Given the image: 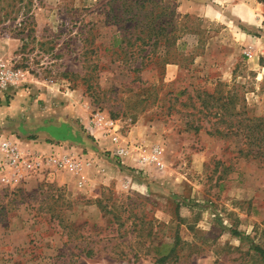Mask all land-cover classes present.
Here are the masks:
<instances>
[{
    "label": "rangeland",
    "instance_id": "rangeland-1",
    "mask_svg": "<svg viewBox=\"0 0 264 264\" xmlns=\"http://www.w3.org/2000/svg\"><path fill=\"white\" fill-rule=\"evenodd\" d=\"M128 1L0 0V66L23 75L0 92V161L4 141L84 160L17 186L0 168V264H264V4L162 0L177 40L138 53L127 42L151 30L115 23ZM228 93L235 105L218 101ZM53 101L87 119L45 115ZM98 115L124 160L85 129Z\"/></svg>",
    "mask_w": 264,
    "mask_h": 264
},
{
    "label": "built area",
    "instance_id": "built-area-1",
    "mask_svg": "<svg viewBox=\"0 0 264 264\" xmlns=\"http://www.w3.org/2000/svg\"><path fill=\"white\" fill-rule=\"evenodd\" d=\"M247 57L252 58V51H247ZM22 73L11 71L3 66H0V92L6 90L10 84H14L22 77ZM99 115L92 119L85 129L93 134L97 129L103 130V135L112 136L114 145V156L124 160L130 155L129 146H123L122 136L117 131V123L111 119L104 121ZM3 159L0 161V168L5 173L7 183L17 186L23 183L28 174L36 175L43 172L44 167L54 165L56 169L69 170L72 172H81L84 168V160L75 157L74 153L68 151L59 155L53 153L49 156H42L38 153H24L17 142L4 141L1 146ZM158 151L154 150L150 159L142 157L138 159L140 166L146 164L149 160L155 163L157 160ZM83 184V183H81Z\"/></svg>",
    "mask_w": 264,
    "mask_h": 264
},
{
    "label": "trees",
    "instance_id": "trees-1",
    "mask_svg": "<svg viewBox=\"0 0 264 264\" xmlns=\"http://www.w3.org/2000/svg\"><path fill=\"white\" fill-rule=\"evenodd\" d=\"M158 1L159 0H130V1H128L129 4L124 9L123 14L121 16L117 15L115 17V19H116L115 23L120 25L122 30L127 31V30L133 29V30L137 31V30L141 29L142 25H147L145 27L150 28V30H151V35H149L148 39H143L141 37V34L143 33V31H140L133 42H130V41L127 42L126 49H128L129 47L136 46L138 53H139L141 51L142 46H146L152 41H154V43H153L154 45H157L159 43L160 38H163L164 36L167 39L165 41V43H166L165 45H167L169 42H170L169 44L172 46L175 44L177 38H176V40L174 38L175 37L174 29L172 28L170 30L172 22L167 21V15L165 13L164 4H163L162 0L159 2ZM257 1L264 4V0H257ZM149 4L154 5V7L156 9L160 8L161 12L160 13L158 12L155 15V17H152L149 19V21H147L148 20L147 17L145 19H141V17L138 15L139 10L135 11L134 7L132 5L138 7V9H140V11L142 12V11L147 10ZM159 5H162V6H159ZM134 11H135V13H134ZM151 15L153 16V13ZM145 21H147V22L145 23ZM126 26H127V28H125ZM172 33H173V35H172ZM168 36H170L171 38L168 39ZM125 41H127L126 36L118 39L116 41V44H118V43L123 44V43H125ZM202 94L205 96H208V97L212 96L210 94H207L206 92H203ZM223 98H224V100H223ZM218 101H220V102L227 101L226 105L231 106V105H235L234 103H235L236 99H234V96H232L230 93H228L226 97L222 96L221 98L218 99ZM226 112L228 113L229 110L226 109ZM236 114L239 115L238 112ZM63 133L66 136L67 133L66 132H63ZM255 141H258L257 146L259 148H262V146H264V135L259 136V138ZM255 159L256 160L262 159V161L264 160V148L258 151V153L255 155ZM256 251L264 258V251H262L261 249H256ZM161 262L164 263L165 259H163Z\"/></svg>",
    "mask_w": 264,
    "mask_h": 264
},
{
    "label": "crops",
    "instance_id": "crops-1",
    "mask_svg": "<svg viewBox=\"0 0 264 264\" xmlns=\"http://www.w3.org/2000/svg\"><path fill=\"white\" fill-rule=\"evenodd\" d=\"M15 92L18 93L19 90H14V94H15ZM22 94H25V93L23 92ZM18 96H20V95L19 94L17 96L14 95V97H16L15 98L16 101L19 98ZM49 96L50 95H47L46 97L48 98ZM60 98H61V96H60ZM50 106H51V109H50ZM51 113H55V115L61 116V119L65 122V124L66 123H73L71 121L72 120L71 118H77L78 120H80V122H82V121L85 122V120L87 119V118L86 119L84 118V116H87V114L85 115L84 111L80 108V106L77 105V107L73 108L70 105H66L65 107H63V106L61 107V105L60 104L58 105V102H56V101H53V102L50 103L48 111H46V113H44V114L51 116ZM82 118H84V119L82 120ZM71 136L72 137L70 139V142L74 143V145H77V146H80V147H84V148H89L90 147V145L87 142L84 143V139L82 137H80V134H79V138H80L81 142H79V140H78L79 144L77 143V134L71 132ZM93 136H95V139L100 141L99 142L100 146L101 145H105V146H107L109 148H113L114 147V145L112 143L113 137L112 136L103 135V130L97 129L93 133ZM92 141H94V140H92ZM122 144H123V142H122ZM37 148L38 149H42V150H46V152H49V151H51L52 148H56V147L52 146V145H46V146L45 145H39ZM90 149H93V147L91 146ZM88 181H91V180L88 179ZM59 182H60L61 185L62 184L63 185L68 184L67 180L59 181ZM93 182L94 181H92V186H93ZM72 183H75V181H72ZM89 183H87V184H89ZM69 184H71V183H69Z\"/></svg>",
    "mask_w": 264,
    "mask_h": 264
}]
</instances>
